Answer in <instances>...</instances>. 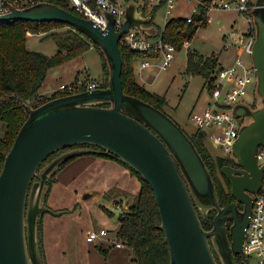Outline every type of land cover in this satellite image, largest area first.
I'll return each mask as SVG.
<instances>
[{
    "label": "water",
    "instance_id": "95a60500",
    "mask_svg": "<svg viewBox=\"0 0 264 264\" xmlns=\"http://www.w3.org/2000/svg\"><path fill=\"white\" fill-rule=\"evenodd\" d=\"M102 12L108 19L107 34L92 18L50 1L13 6L0 13V22L67 23L99 45L109 66L106 88L27 105L29 116L0 175V264H43L37 221L43 212L46 176L54 163L40 173L39 169L52 153L78 144H94L117 155L151 185L171 264H220L214 249L222 264H238V256L249 263L244 249L246 228L253 194L260 191L264 180V162L257 156L264 147V0H256L250 10L255 28L251 58L257 73L256 102L240 101L233 108L244 119L230 154L240 167H222L235 197L223 206L215 180L188 132L166 111L124 89L120 38L132 27L154 34V27L146 25L151 16H144L138 2L129 1L124 25L117 30L114 15L105 9ZM105 102L109 105H101ZM38 174L41 180L34 181ZM198 208L204 212L216 208L211 229L204 228Z\"/></svg>",
    "mask_w": 264,
    "mask_h": 264
},
{
    "label": "trees",
    "instance_id": "16d2710c",
    "mask_svg": "<svg viewBox=\"0 0 264 264\" xmlns=\"http://www.w3.org/2000/svg\"><path fill=\"white\" fill-rule=\"evenodd\" d=\"M38 1H50L84 16L71 5L70 0H36V2ZM254 3L253 1L250 2L252 6ZM209 23V9L206 6H200L199 10L193 13L191 21L187 17L172 18L166 23L165 28L162 29L154 23V16H151L146 25L153 26L155 32L161 33L165 42L174 45L177 50H180L185 43L192 41L200 27L207 26ZM62 26L69 27L62 32H52L49 36H46L56 41L58 50L55 54L48 55L28 48L29 36L27 30L38 33L42 30L50 31L53 28ZM91 46L97 48L103 60L105 79L99 88H106L109 86V66L99 45L86 33L59 21L25 22L9 20L0 22V118L7 125L6 135L0 136V175L6 155L29 116L27 105L39 106L50 99L86 90L85 83H83L78 85L75 91L64 89L46 98L41 94V89L50 69L82 56ZM120 47L123 57L122 80L125 91L165 111L164 108L168 105L166 95L150 91L141 83L138 80L134 65L139 58L157 57L158 54L154 51L133 50L124 45ZM220 64L219 55L216 53L208 56L192 51L188 53V71L203 75L210 92L214 88L215 77L213 74L221 66ZM101 105L108 106L109 103L105 102L101 103ZM189 135L215 180L220 204L223 206L234 201L235 197L232 193L231 181L222 172V167L227 164L232 165L234 160L230 155H214L207 145L205 132L196 130ZM263 148L261 147V149ZM85 155L116 159L128 167L141 181L139 192L133 201L129 203L128 207L121 212L119 217L120 226L117 231L118 240L131 249L130 263L171 264L169 243L164 230L161 228V214L153 188L135 169L117 155L106 152L103 148L94 144H78L62 148L52 153L39 169L40 173L43 167L54 163V167L46 176V186L42 197L43 212L39 213L37 221L43 264H48L44 245L45 215L47 213L61 215L70 211L69 208L54 209L48 204L52 186L57 181V175L62 169ZM40 180L41 177L38 174L34 181ZM240 207H243V205H240ZM198 210L204 228L211 229L214 225L216 208L208 209L206 212L200 208ZM98 248L105 257L108 256V247L99 245ZM214 251L219 263L222 264L216 249ZM237 263L250 264V261L246 263L238 256Z\"/></svg>",
    "mask_w": 264,
    "mask_h": 264
},
{
    "label": "rangeland",
    "instance_id": "374dc122",
    "mask_svg": "<svg viewBox=\"0 0 264 264\" xmlns=\"http://www.w3.org/2000/svg\"><path fill=\"white\" fill-rule=\"evenodd\" d=\"M256 1V0H252ZM193 3H187L180 0L179 5L175 8L174 13L171 14L167 20L164 17L165 9L160 8L154 16V23L165 28L166 23L172 18L189 17L193 15ZM17 7V6H16ZM148 13V10H146ZM210 23L207 26H202L198 29L197 34L189 43L176 51L174 59L166 69H161L159 66L152 64L145 73L148 81H144V85L153 92L165 94L168 99V105L165 106V111L171 115L189 134L196 131V124L192 118L195 112H201L206 108L211 100L210 90L206 84V79L203 75L188 71V53L189 51L197 52L198 54L208 56L213 53L219 55L220 65L229 66L233 63L235 57L240 52V48L232 46L226 48V39L228 41L232 38L231 31L238 34L246 33L249 28V23L242 12L234 9L213 8L209 11ZM69 26H62L53 28L50 31H39L38 33L28 31V48L31 50L41 51L48 55H53L58 50V45L54 39L49 36L52 32H62L68 29ZM144 58V57H143ZM139 58V59H143ZM247 62H252L251 56L243 55ZM157 62L161 58L156 59ZM139 60L135 61V71L140 82V69L138 68ZM105 79V72L103 70V60L96 47L91 46L82 56H79L62 66H57L50 69L46 81L41 89V94L44 98L50 97L55 92H61L62 83L70 84L72 82L81 81L83 83L89 80H99L101 83ZM244 99L250 103H255V88H250ZM7 125L4 120L0 118V136H5ZM207 145L214 155H218L215 150L216 146L210 140H207ZM136 177V180H135ZM132 177L129 185L135 186L128 188L133 197H123L122 202L124 206L129 205L139 192L141 183L137 176ZM108 190L96 200L90 202L85 211V220L79 225L71 223L74 218L71 214L78 206H74L72 200L65 194H60L57 197L56 203L62 204L63 207L69 208V212L64 217V221L56 227L65 228L71 223V240L67 239V235L63 234L60 244L52 248V254L55 256L57 264H96V259L92 258L90 244L87 241V230L90 228H106L118 229L119 217L122 208L115 207L112 203L114 197ZM73 206V207H72ZM79 210L80 207L78 208ZM126 209V208H125ZM71 212V213H70ZM76 220V219H75ZM77 221V220H76ZM250 264H259V258L254 252H249ZM98 258V257H97ZM222 263V261H221ZM130 263V258L128 261Z\"/></svg>",
    "mask_w": 264,
    "mask_h": 264
},
{
    "label": "built area",
    "instance_id": "2783aa9c",
    "mask_svg": "<svg viewBox=\"0 0 264 264\" xmlns=\"http://www.w3.org/2000/svg\"><path fill=\"white\" fill-rule=\"evenodd\" d=\"M81 14L92 18L100 26L102 31L107 34L109 31L108 19L102 12L103 9L111 12L115 17L117 30L122 29L125 20V6L129 1H136L139 4L144 16H155L160 8L165 9L164 17L167 18L174 13L180 0H70ZM193 3V11L199 10L200 6H206L209 11L213 8L234 9L242 12L246 17L249 28L246 33L238 34L231 31L232 38L226 39L225 47L232 46L240 48L239 54L229 66L221 65L214 72V88L210 92L211 100L204 110L195 112L192 118L196 124V130L205 132L206 141L210 140L216 146L218 155H230L233 145L239 135L240 127L243 123L242 117H237L233 108L240 101H247L250 88L256 90L257 73L253 62H247L243 55L251 56L255 42V28L253 17L249 13L252 0H184ZM36 0H0V13L9 12L13 6L26 7L34 4ZM254 2V1H253ZM148 10V13H146ZM192 16L187 17L191 21ZM120 46L124 45L133 50L156 52L157 57L139 59L140 72L149 68L152 64L166 69L175 57L176 47L164 41L163 36L154 32L148 35L136 27L130 28L120 38ZM161 58L160 62L156 59ZM252 59V58H251ZM83 84L81 81L70 84L62 83L60 89L75 91L77 86ZM101 85L99 80H89L85 83L86 89L98 88ZM256 100V99H255ZM250 103V102H249ZM254 105L253 103H250ZM260 163L264 162V148H259L257 153ZM253 208L250 221L246 228V239L244 249L246 254L254 252L259 258V264H264V180L258 193L253 194ZM109 230L106 228L91 229L87 232V240L96 242L108 236ZM113 242L117 246L123 245L118 240L117 232L114 234Z\"/></svg>",
    "mask_w": 264,
    "mask_h": 264
},
{
    "label": "crops",
    "instance_id": "0c3cea01",
    "mask_svg": "<svg viewBox=\"0 0 264 264\" xmlns=\"http://www.w3.org/2000/svg\"><path fill=\"white\" fill-rule=\"evenodd\" d=\"M138 68L140 69V64H138ZM147 69L140 72L141 83L143 84L146 83L144 81H148L145 76V73L148 72ZM132 177H135V174L116 159L93 155L81 156L58 173L57 181L53 184L48 198V204L54 209L67 208L63 207L60 203H56V200L61 193L68 196L72 200L74 206H78L75 211L72 213L70 212L72 215L74 214L73 217L77 220L71 218V223H77V225H79L80 223L78 222H82V219L85 220V214L83 213H87L85 209H87L90 202L105 194L109 188L111 189V195L114 197V202L112 204L115 207L122 208L121 211H124L125 208L128 207V204H126V207L124 206V202H122V199H124L123 197L134 196L128 190V188L135 186V181L133 185H129ZM79 207L81 210L78 209ZM67 213L68 212H65L61 215L47 213L44 217V245L48 264H57L55 256L52 254V248L60 244L61 241L59 242L58 239L60 240L62 235L66 234L67 239L71 240V223L68 224L65 230L59 228V230L63 229V234L61 233L62 231L56 229V227L64 221V217H66ZM119 226L120 220L118 229ZM91 229L97 228H90L87 232ZM118 229H108V236L100 241L89 242L87 240L90 244L91 254L93 255L92 258L94 259L95 257L97 260L96 264H128L131 249L125 244L117 246L113 242L114 234ZM99 245L108 247L109 254L107 257L100 252L98 248ZM90 260L89 258V264ZM91 264H93V262Z\"/></svg>",
    "mask_w": 264,
    "mask_h": 264
},
{
    "label": "flooded vegetation",
    "instance_id": "af4514ba",
    "mask_svg": "<svg viewBox=\"0 0 264 264\" xmlns=\"http://www.w3.org/2000/svg\"><path fill=\"white\" fill-rule=\"evenodd\" d=\"M232 165L234 166V167H236V168H239L240 166L236 163V161H234V163H232ZM240 205H242V204H240ZM231 222V224H232V221H229L228 223H227V228L229 229V227H230V225L231 224H229Z\"/></svg>",
    "mask_w": 264,
    "mask_h": 264
}]
</instances>
